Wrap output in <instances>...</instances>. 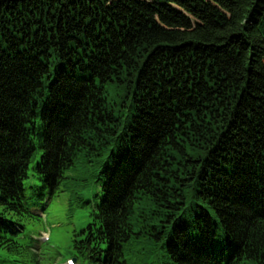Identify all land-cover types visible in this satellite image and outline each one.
Instances as JSON below:
<instances>
[{
	"label": "trees",
	"instance_id": "16d2710c",
	"mask_svg": "<svg viewBox=\"0 0 264 264\" xmlns=\"http://www.w3.org/2000/svg\"><path fill=\"white\" fill-rule=\"evenodd\" d=\"M79 160L80 264H264V0H0L14 264H37L26 183L47 201Z\"/></svg>",
	"mask_w": 264,
	"mask_h": 264
},
{
	"label": "rangeland",
	"instance_id": "374dc122",
	"mask_svg": "<svg viewBox=\"0 0 264 264\" xmlns=\"http://www.w3.org/2000/svg\"><path fill=\"white\" fill-rule=\"evenodd\" d=\"M94 172L90 163L79 160L76 167L68 171L62 191L47 201L31 192V184L26 183V201L40 211L35 218L25 221L21 242L30 237L36 239L37 264H68L72 258H77L72 246L83 237L81 230L90 222L95 203L99 200L95 193L100 186L95 181ZM33 182L39 184L38 179H32L30 183ZM18 255L3 249L0 251V264H14L13 259L22 260Z\"/></svg>",
	"mask_w": 264,
	"mask_h": 264
},
{
	"label": "water",
	"instance_id": "95a60500",
	"mask_svg": "<svg viewBox=\"0 0 264 264\" xmlns=\"http://www.w3.org/2000/svg\"><path fill=\"white\" fill-rule=\"evenodd\" d=\"M74 261H75V260H74ZM87 264H93V263L89 262V263H87Z\"/></svg>",
	"mask_w": 264,
	"mask_h": 264
}]
</instances>
